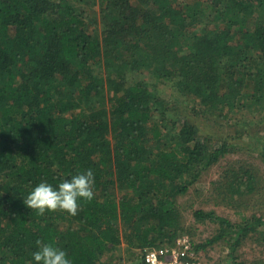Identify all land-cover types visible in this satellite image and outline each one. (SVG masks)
Instances as JSON below:
<instances>
[{"label": "trees", "instance_id": "16d2710c", "mask_svg": "<svg viewBox=\"0 0 264 264\" xmlns=\"http://www.w3.org/2000/svg\"><path fill=\"white\" fill-rule=\"evenodd\" d=\"M158 85L183 99L178 107ZM188 107L250 134L239 117L264 111V0H0V264H29L37 240L75 264H121L123 243L173 245L178 197L231 146L183 118ZM88 166L95 196L76 215L24 204L41 181L57 186ZM227 176L232 200L256 192L252 170ZM195 218L223 225L196 251L226 228L232 249L264 241L263 217L236 227L214 213Z\"/></svg>", "mask_w": 264, "mask_h": 264}, {"label": "rangeland", "instance_id": "374dc122", "mask_svg": "<svg viewBox=\"0 0 264 264\" xmlns=\"http://www.w3.org/2000/svg\"><path fill=\"white\" fill-rule=\"evenodd\" d=\"M196 0H178L179 3L193 4ZM99 11L97 7L96 12ZM93 12V11H92ZM160 87V97L172 107H178L183 99L173 96L172 90L165 85ZM169 106V107H170ZM186 106H189L186 104ZM171 107V108H172ZM184 112L183 118L196 122L202 130L203 136H211V142L215 146L227 143L230 152L224 156L219 163L207 169H202L199 180L193 184L188 193L177 199L178 208L182 215V223L178 236L188 237L194 248L197 249L213 239L223 229L218 222H198L195 218L196 211L214 213L217 217L229 221L234 227L242 225L243 217L248 219L254 217L264 218V164L261 160L262 141L258 138L264 137V111L254 114H245L239 119L252 131L250 134L239 135L235 124H229L223 119L194 117L189 111ZM244 122V123H243ZM244 127V126H243ZM242 127V128H243ZM241 128V129H242ZM243 128L242 131H244ZM246 130V132H247ZM246 168L252 170L258 178L256 192L245 198L231 199L226 194L225 183L227 174L231 170ZM225 238L219 242L198 252L201 264H264V241H258L260 235H254L232 249L230 243V231L226 228ZM230 233V234H229ZM234 244V243H233ZM126 244L120 247L114 255L117 262L121 264H134V257H140L144 251H129ZM110 256V255H109ZM107 256V257H109ZM106 257V258H107Z\"/></svg>", "mask_w": 264, "mask_h": 264}, {"label": "clouds", "instance_id": "9594fccd", "mask_svg": "<svg viewBox=\"0 0 264 264\" xmlns=\"http://www.w3.org/2000/svg\"><path fill=\"white\" fill-rule=\"evenodd\" d=\"M95 183L96 171L88 166L57 186L41 181L24 198V204L41 216L57 211L74 216L82 199L90 200L95 196ZM36 245L37 250L32 253L29 264H75V258L54 243L37 240Z\"/></svg>", "mask_w": 264, "mask_h": 264}, {"label": "built area", "instance_id": "2783aa9c", "mask_svg": "<svg viewBox=\"0 0 264 264\" xmlns=\"http://www.w3.org/2000/svg\"><path fill=\"white\" fill-rule=\"evenodd\" d=\"M144 264H201L198 252L188 237L178 238L173 245L146 249Z\"/></svg>", "mask_w": 264, "mask_h": 264}]
</instances>
